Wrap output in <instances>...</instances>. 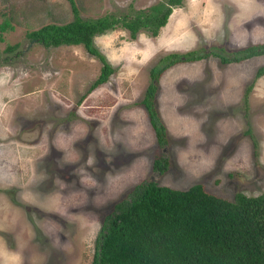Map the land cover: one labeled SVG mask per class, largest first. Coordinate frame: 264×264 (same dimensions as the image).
Wrapping results in <instances>:
<instances>
[{
	"label": "rangeland",
	"instance_id": "374dc122",
	"mask_svg": "<svg viewBox=\"0 0 264 264\" xmlns=\"http://www.w3.org/2000/svg\"><path fill=\"white\" fill-rule=\"evenodd\" d=\"M164 1L74 3L82 18H96ZM2 13L13 28L3 33L0 55L6 44L17 46L0 64V264H90L103 216L143 180L179 190L199 183L228 200L264 189V75L246 107L241 99L252 62L221 64L208 55L164 70L153 101L163 147L138 104L160 57L227 54L245 46V35L264 40V0H182L156 36L140 30L131 39L121 28L95 36L114 70L90 92L97 58L81 45L46 48L26 36L70 21L67 0H0V21ZM261 57L255 64H264ZM159 156L169 161L161 173L152 169Z\"/></svg>",
	"mask_w": 264,
	"mask_h": 264
},
{
	"label": "trees",
	"instance_id": "16d2710c",
	"mask_svg": "<svg viewBox=\"0 0 264 264\" xmlns=\"http://www.w3.org/2000/svg\"><path fill=\"white\" fill-rule=\"evenodd\" d=\"M70 21L48 23L29 30L26 36L42 46L81 45L100 62L97 77L88 87L103 84L114 68L93 43V38L121 28L135 38L143 30L156 36L165 25L171 9L182 0H165L138 10L133 15L108 13L96 18H82L74 0H67ZM11 17L1 14L0 40L11 30ZM17 44H6L0 64L8 63V55ZM18 53L16 52V55ZM208 55L221 64L239 62L253 56H264V42L229 51L221 48L207 53L189 50L168 53L158 59L149 71V83L139 100L153 131L157 146L167 144L165 127L154 106L159 75L176 63L192 62ZM264 75V64L258 66L245 85L242 102L254 81ZM166 157H156L152 169L161 173L167 169ZM90 264H264V189L257 195L234 194L231 200L204 191L199 183L179 190L143 180L128 188L125 196L113 203L101 222L95 237V250Z\"/></svg>",
	"mask_w": 264,
	"mask_h": 264
},
{
	"label": "crops",
	"instance_id": "0c3cea01",
	"mask_svg": "<svg viewBox=\"0 0 264 264\" xmlns=\"http://www.w3.org/2000/svg\"><path fill=\"white\" fill-rule=\"evenodd\" d=\"M166 24V23H165ZM165 26V25H164ZM164 26H162V27H164ZM236 28H238V26L236 27ZM239 32H242V30L241 31H239ZM238 32V33H239ZM243 36V35H242ZM233 37H235V36H233ZM170 37H169V34H168V31H166V33L164 34V35H161V41L163 42V43H165L166 41L168 42L170 39H169ZM244 37H242L241 39H239V40H241V41H245L244 43V45L245 46H247V45H251V44H256V43H262V42H264V40H259L256 36H249V35H245V38L243 39ZM177 39V38H176ZM174 40L175 39H173L172 40V42L174 43ZM242 47H244V46H242ZM263 56V55H262ZM215 57V56H214ZM259 57H261V56H253V57H250V58H247V59H244V60H242V61H239V62H230V63H227V64H229V65H233V64H238V63H241V62H249V63H251L252 62V64L255 66V69L258 67V66H260L259 65V63L257 62L256 64H255V60L256 59H258ZM262 58H264V57H261V59ZM205 59V58H204ZM199 60H202V59H199ZM199 60H196V61H199ZM196 61H192V62H196ZM192 62H187V63H192ZM186 63V62H185ZM177 64H179V63H177ZM174 65H176V64H174ZM174 65H172V66H174ZM262 65V64H261ZM171 66V67H172ZM254 73V72H253ZM252 76H253V74H252ZM251 76V77H252ZM263 76V75H262ZM261 77V76H260ZM259 78V77H258ZM250 92V91H249Z\"/></svg>",
	"mask_w": 264,
	"mask_h": 264
}]
</instances>
